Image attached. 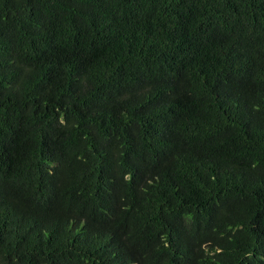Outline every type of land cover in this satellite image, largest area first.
<instances>
[{"label":"trees","instance_id":"obj_1","mask_svg":"<svg viewBox=\"0 0 264 264\" xmlns=\"http://www.w3.org/2000/svg\"><path fill=\"white\" fill-rule=\"evenodd\" d=\"M0 264H264V0H0Z\"/></svg>","mask_w":264,"mask_h":264}]
</instances>
